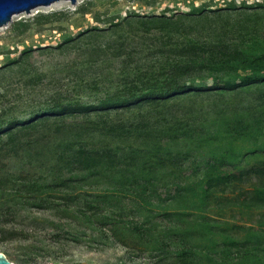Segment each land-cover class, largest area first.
<instances>
[{
  "label": "rangeland",
  "instance_id": "obj_1",
  "mask_svg": "<svg viewBox=\"0 0 264 264\" xmlns=\"http://www.w3.org/2000/svg\"><path fill=\"white\" fill-rule=\"evenodd\" d=\"M0 252L264 264V0H56L12 14Z\"/></svg>",
  "mask_w": 264,
  "mask_h": 264
},
{
  "label": "water",
  "instance_id": "obj_2",
  "mask_svg": "<svg viewBox=\"0 0 264 264\" xmlns=\"http://www.w3.org/2000/svg\"><path fill=\"white\" fill-rule=\"evenodd\" d=\"M56 0H0V26L11 20L12 14L21 11L29 12L38 5H47ZM75 3L76 0H71ZM0 264H18L10 261L8 257L0 252Z\"/></svg>",
  "mask_w": 264,
  "mask_h": 264
},
{
  "label": "trees",
  "instance_id": "obj_3",
  "mask_svg": "<svg viewBox=\"0 0 264 264\" xmlns=\"http://www.w3.org/2000/svg\"><path fill=\"white\" fill-rule=\"evenodd\" d=\"M164 19H166V17H165ZM247 49H248V48H247ZM253 51H254V50H253ZM255 52H256V51H255ZM261 52H262V50H261ZM250 62H251V67H252L253 65H256V64H253V65H252V61H251V60H250ZM248 63H249V62H248ZM165 83H166V85H167V84H169V83H171V82L166 81ZM174 88H175V87H171V88H169V90H173ZM104 103H106V101L102 102V104H104ZM67 111H70V108H69V107H65V108H63L61 111L57 110L56 108H53V109L48 110L47 113L42 114V116L45 117V116H48V115H56V114L61 115V114L66 113Z\"/></svg>",
  "mask_w": 264,
  "mask_h": 264
}]
</instances>
